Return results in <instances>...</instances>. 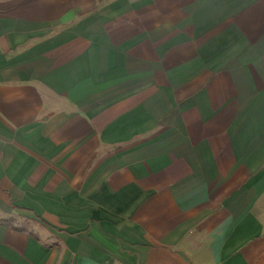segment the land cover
Returning a JSON list of instances; mask_svg holds the SVG:
<instances>
[{"label": "crops", "instance_id": "crops-1", "mask_svg": "<svg viewBox=\"0 0 264 264\" xmlns=\"http://www.w3.org/2000/svg\"><path fill=\"white\" fill-rule=\"evenodd\" d=\"M0 264H264V0H0Z\"/></svg>", "mask_w": 264, "mask_h": 264}]
</instances>
